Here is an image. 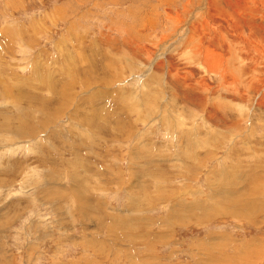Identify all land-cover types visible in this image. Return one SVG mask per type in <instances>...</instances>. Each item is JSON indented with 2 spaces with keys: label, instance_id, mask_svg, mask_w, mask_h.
I'll use <instances>...</instances> for the list:
<instances>
[{
  "label": "rangeland",
  "instance_id": "374dc122",
  "mask_svg": "<svg viewBox=\"0 0 264 264\" xmlns=\"http://www.w3.org/2000/svg\"><path fill=\"white\" fill-rule=\"evenodd\" d=\"M0 264H264V0H0Z\"/></svg>",
  "mask_w": 264,
  "mask_h": 264
},
{
  "label": "bare ground",
  "instance_id": "6f19581e",
  "mask_svg": "<svg viewBox=\"0 0 264 264\" xmlns=\"http://www.w3.org/2000/svg\"><path fill=\"white\" fill-rule=\"evenodd\" d=\"M212 47L211 46H206V47H203V53H204V55H203V61L201 62L202 63V65H203V67L207 70V71H209L210 72V69H212L214 66H215V68H217V69H219V70H217L218 72H219V75L220 76H222V78L224 79V81H222V82H229V83H232L234 80H233V78H231V79H228V77H227V75H229V74H231L230 72L227 74V72H226V70H225V68H226V65L224 66V63H223V59L220 57V56H218V57H220L221 58V60L219 59V58H216V60L215 61H217V62H213V59H212V55H214L213 54V52L214 51H212ZM222 56V55H221ZM223 57V56H222ZM219 60V61H218ZM225 62V61H224ZM214 68V69H215ZM226 69H228V68H226ZM214 73H215V71H214ZM232 75V74H231Z\"/></svg>",
  "mask_w": 264,
  "mask_h": 264
},
{
  "label": "crops",
  "instance_id": "0c3cea01",
  "mask_svg": "<svg viewBox=\"0 0 264 264\" xmlns=\"http://www.w3.org/2000/svg\"><path fill=\"white\" fill-rule=\"evenodd\" d=\"M247 243H248V241L247 242H245V243H243L244 245L243 246H246L247 245ZM259 243H261V242H259ZM261 249V248H260Z\"/></svg>",
  "mask_w": 264,
  "mask_h": 264
}]
</instances>
